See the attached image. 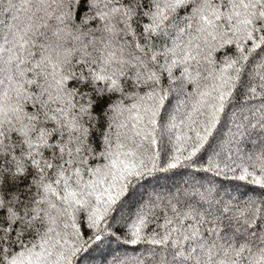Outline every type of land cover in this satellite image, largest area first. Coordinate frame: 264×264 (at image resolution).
Here are the masks:
<instances>
[{
    "label": "snow or ice",
    "instance_id": "obj_1",
    "mask_svg": "<svg viewBox=\"0 0 264 264\" xmlns=\"http://www.w3.org/2000/svg\"><path fill=\"white\" fill-rule=\"evenodd\" d=\"M112 4L19 0L18 7L17 0H0V14L6 11L13 19L7 31L0 21V264H80L111 243L110 221L158 170L154 149L167 157L160 171L190 167L241 91L246 100H259L242 119L251 123L254 117L253 127L264 128V57L250 70L264 53V0ZM187 6L189 16H173ZM142 16L149 22L140 31ZM97 17L106 36L88 31V20ZM89 35L92 39L83 42ZM69 37L80 44L66 48ZM168 40L171 46L157 51L158 43ZM221 50L225 58L217 68L213 57ZM165 74L169 81L179 80L176 92H183L185 82L194 85L190 100L173 115L165 106L169 91L161 86ZM33 85L38 95L29 93ZM128 88L143 95L134 93L131 108L120 110V116L128 115L116 124L115 140L110 131L104 134V163L91 167L89 154L95 149L90 124L85 125L115 112L112 95ZM28 100L40 106L36 113L24 112L22 101ZM256 164L264 173V154L247 167L238 165L236 178L246 180L252 175L248 167ZM252 182L264 190V174ZM201 188L192 183L167 199L158 193V203H144L128 233L122 232L132 245L152 246L136 264H264V201L226 203L217 199L218 190ZM154 219H163V231L143 235ZM186 219L196 223L185 226ZM221 223L224 232L210 244L203 225L213 226L208 233L213 236ZM112 264L127 261L113 256Z\"/></svg>",
    "mask_w": 264,
    "mask_h": 264
},
{
    "label": "trees",
    "instance_id": "obj_2",
    "mask_svg": "<svg viewBox=\"0 0 264 264\" xmlns=\"http://www.w3.org/2000/svg\"><path fill=\"white\" fill-rule=\"evenodd\" d=\"M138 3L143 2V0H137ZM125 4V0H113V7H122ZM17 6L19 7V0H17ZM4 8H8L9 4L7 2L3 5ZM146 10V9H145ZM75 12V9H73ZM191 14V6L186 8L177 9L173 13L174 17L184 19ZM88 16L89 13H84ZM21 16L23 14L21 13ZM133 21L137 19L133 16ZM0 21H3L5 31H7V26L13 23L12 15L8 12H3L0 14ZM148 17H141L139 20L140 31L143 30V25L148 23ZM77 23V21H73ZM89 32H94L96 37L107 35V33H102L101 28L103 27L104 21L100 20L98 17L93 20H88ZM118 28H123V23H118ZM135 29L137 27L136 23L132 24ZM75 31V30H74ZM121 35H123L121 33ZM83 42H87L92 39V36H85L82 38ZM80 44L79 41L72 39L71 37L65 42V47L72 49ZM171 41L168 40L166 43L160 41L158 43L157 51L162 50L163 47H170ZM259 51V50H258ZM224 50L214 53V59L216 61V67L222 66L224 60L223 55ZM255 55V54H254ZM261 57H264V53H260L256 56L255 63L251 66V71H254L259 63L261 62ZM39 59V56L36 57ZM163 58L160 59V63H163ZM6 75V73L4 74ZM129 75H132L129 73ZM174 75L180 77V70L174 69ZM28 79L32 78V74L28 73ZM135 79V77H132ZM179 83V80L172 82L167 79L165 74L162 82V87L169 91L168 98L165 100V106L169 115L177 114V109H183L184 102L190 100L191 95L194 92V85H189L187 82L184 83L183 92H176L173 89L175 85ZM28 91L33 96L39 94V89L33 85L28 86ZM134 93L143 95V92H139L138 89L128 88L125 93L121 94L119 92L112 95V102L117 105V110L112 112L103 118L94 116L90 121L86 123V127L90 124V142L91 147L95 149V154H89V166L97 167L104 163L100 158V153L104 151L105 139L104 134L111 132L113 140H115L116 133L120 131L116 127V124L120 123L127 115L128 112H124V116H120L119 112L121 109L131 108L132 104L135 102L133 97ZM24 112L26 114L36 113L37 109L40 107L35 104L34 101H22ZM259 105V100L248 101L244 98V93L241 91L239 99L235 102L234 106L230 107L226 113L221 114V120L217 124L216 128L213 129V136L210 138V144H206L205 149L201 153H198L196 157H193V161L188 162L191 166L188 167L187 164L180 168L171 171H160V167L166 168V154L161 148L154 149L157 154V165L158 170L153 173V177L148 180L146 184L140 189H138L137 194L129 199V202L124 206L123 210L116 215L114 220H111V228L109 232L114 235V239L111 243L106 246H102L100 249L94 250L89 255L80 261V264H112L113 256L126 258L127 264H136V258L149 256L148 249L152 246L147 242H141L137 245H132L130 241L126 238L123 233H128L132 224L136 220V215L144 207L149 199L159 202L157 200V194L159 193L165 199L170 193H176L177 191H183L186 187H189L192 183L200 186L203 191L209 187L218 190L219 195L218 200H222L226 203H236V202H246L248 200H254L259 206L260 201H264V190L260 189L258 185L253 183L254 178H258L261 173L260 165L248 167V171L252 173L246 180L240 181L236 177L241 175V170L237 166L247 167L249 164H254L260 157L264 154V128L260 126L253 125L257 124V120L254 117H250L249 120L242 119L243 116L248 115L249 107H256ZM41 119L43 117L41 116ZM112 122L113 127L109 130L108 123ZM178 122V121H177ZM48 127H52V123L49 122ZM16 137H13L15 139ZM159 139V137H158ZM11 143V141H8ZM164 144H168V138L164 137ZM191 149L189 148V151ZM187 155V152L184 153ZM246 162V163H245ZM211 166V167H210ZM202 177V178H200ZM87 179V176H85ZM31 180V177H29ZM27 183V181H26ZM23 187V186H21ZM33 193L36 191L33 188ZM215 194V193H214ZM159 212V210H157ZM257 219H259L257 217ZM163 219L152 220L147 227L142 231L143 235H149L154 229L157 231H163L159 228L160 224H163ZM194 219L184 220L185 226L195 224ZM252 226H255L253 222ZM107 227V225L105 226ZM213 226L205 224L203 225L204 237L208 239L211 244L212 240L218 238L220 233L224 232V223H221L220 228L216 235L209 236L208 233L211 231ZM230 236V233L227 234ZM26 240L31 239V237L26 236ZM222 242V241H221ZM158 247V246H157ZM247 255V253H245ZM222 257H216L217 261ZM170 259V258H169ZM244 264H247L245 261Z\"/></svg>",
    "mask_w": 264,
    "mask_h": 264
}]
</instances>
